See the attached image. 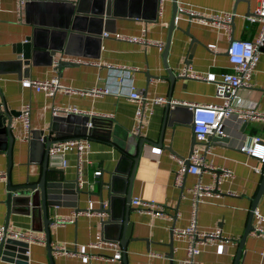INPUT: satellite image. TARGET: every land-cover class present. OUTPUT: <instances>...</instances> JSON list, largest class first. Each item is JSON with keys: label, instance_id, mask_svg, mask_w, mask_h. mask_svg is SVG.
<instances>
[{"label": "crops", "instance_id": "1", "mask_svg": "<svg viewBox=\"0 0 264 264\" xmlns=\"http://www.w3.org/2000/svg\"><path fill=\"white\" fill-rule=\"evenodd\" d=\"M259 1L239 0L234 3V0H175L176 6H186L195 10L228 11L233 12L234 16L232 26L229 24L228 30L195 22L188 25L185 19L174 18L165 59L161 57L163 48L158 51L155 45L118 40L112 36L114 33L139 36L144 27L148 39L161 41L164 46L173 1L163 0L162 12L159 16L155 13V20L142 18L143 15L138 18L117 19L113 31L102 33L98 59L71 55L98 64L71 63L68 60L69 56L64 55L62 60L68 64L61 67H54L53 63L50 66H30L25 72L28 75L19 78L15 73H5L6 69L1 62L12 57L14 44L32 34L33 25L26 21L24 7L23 5L19 7L17 0H0V108L3 105L8 110L21 111L29 104L31 129H46L53 116L65 115L54 114L53 107L68 106L87 112L84 115L111 120L113 133H134L132 128L136 105L127 97L129 83L145 96H164L166 99L169 96L170 100L180 103L176 105L178 108L175 112L170 113L169 121L164 125L162 123L165 104L155 105L153 114L141 127L140 136L152 142H157L161 131V146L143 144L135 166L131 197L155 200L164 206L166 215L158 217L149 213H139L130 204L132 209L130 221L133 223L131 238L137 239H129L126 244L127 264H169L167 255L170 235L172 264H180L184 258L185 243L171 234L172 228L185 227L190 218V198L184 193V189L195 182L212 183L210 173L196 175L182 172L179 185L174 184V175L179 167L177 159L187 158L190 142L193 140L191 127L187 121L188 110L184 105L216 104L221 101L215 95V83L230 67L225 53L228 40L232 38L254 42L259 31V23H250L245 16L253 11ZM42 11L39 10L36 14L40 20ZM147 12L148 9L145 14H148ZM44 13L43 20L45 17L47 19L45 10ZM104 33L110 35L104 36ZM75 43L77 48L78 42ZM83 46H85L83 43L80 44L78 49L82 51ZM87 48L91 50L92 44H88ZM58 58L59 55L53 61ZM185 60L188 64H185ZM184 65H188L194 71L207 72L211 81L177 76V71ZM108 66L115 69L121 66L138 69L127 74L111 70ZM167 71L178 78L170 83ZM54 76H58L61 84L68 89L56 92L53 97L36 92L22 82L24 78L45 79ZM248 83V87L238 88L237 95L245 106L264 112V52L258 51V59ZM105 87L113 92L109 94L98 92ZM107 114L109 116H103ZM223 129L225 135L221 138L224 139H213L214 136L209 138L210 153L206 155L205 160L215 168V171L221 167L229 168L233 176L217 184L219 192L217 196L206 198L196 207L197 225L205 229L217 227L222 237L220 240L199 246L200 251L194 257L198 264H232L263 169V163L240 152L238 146L243 136L248 134L258 135L264 142V120L236 122L228 119L224 121ZM13 134L15 141L12 148L11 181L13 184L22 182L28 168L30 181H36L41 174V165L31 163L27 166L29 144L28 140H21L22 123L19 118L15 121ZM122 155L123 152L113 140L90 136V150L85 155L86 160L82 162L81 179L84 182L82 187H79L78 182L75 186L72 184L78 180L76 147L65 145L63 160L66 161V165L61 166L60 172L47 171V179L67 180L65 195L76 196L75 188H79L81 192L77 194V206H72L75 204L74 200H62L60 206L49 210V218L53 222L48 227L50 244L64 242L73 252L112 255L109 249H91L87 244L109 240L105 239L109 230L102 224L107 214L99 212L100 202L105 204L104 208H108L111 187L118 190L125 184V172L129 170L130 164ZM7 161L6 153H0V171L6 172ZM253 167L260 170L255 171ZM96 171H100V175H95ZM228 191L234 194H228ZM121 196L119 194L117 199H121ZM5 198L6 179H2L0 226H5L8 216ZM256 210L264 215V191L257 201ZM73 213H77L74 222L54 224L55 217H67ZM8 227L19 231L31 229L36 234L45 235L44 229H41L42 220L33 219L31 215L10 213ZM28 245L27 264H50L46 242ZM263 248L262 237L247 234L241 249V264H264V256L260 255ZM15 259L12 262L0 260V264H17ZM121 259L53 256L54 264H122Z\"/></svg>", "mask_w": 264, "mask_h": 264}, {"label": "water", "instance_id": "2", "mask_svg": "<svg viewBox=\"0 0 264 264\" xmlns=\"http://www.w3.org/2000/svg\"><path fill=\"white\" fill-rule=\"evenodd\" d=\"M25 19L33 25L32 34L26 36L21 42H17L12 46V57L3 60L2 66L5 67V73H15L19 78L26 76L25 72L30 66H50L53 59L59 55L57 67L68 64L62 60L64 55H78L99 58L100 42L102 33L113 31L117 19L124 18H142L147 20H155L157 0H23ZM172 14L168 24V34L166 42L161 53L162 59H165L170 30L173 28L176 3L172 0ZM239 0H234L236 3ZM44 9L47 19L43 20ZM148 9V14H145ZM42 11L41 20L37 18V11ZM144 13V14H142ZM54 14V16H52ZM229 24L232 26V18ZM45 15V13H44ZM189 25V21H187ZM187 29V28H186ZM185 29V30H186ZM187 33V32H186ZM232 39V38H231ZM78 42L77 48L76 43ZM84 44L82 51L80 44ZM88 44H92L91 50ZM93 44L95 47H93ZM78 49V50H77ZM193 49V45H192ZM190 50V53L192 52ZM81 51V52H80ZM91 51V52H90ZM257 51L264 52V41L258 45ZM189 59V56L187 57ZM185 64H188L186 60ZM167 79L172 83L175 77L170 71H167ZM151 77V76H149ZM183 77V76H180ZM167 97V103L164 105L163 123L167 124L169 115L178 108L174 106L170 108ZM188 110V123L190 121L191 111ZM21 111L8 110L5 106L0 108V153L5 152L7 155L6 170V198L8 216L5 221V228L9 224V214L19 213L31 215L33 219L42 220V225L46 236V246L49 257V263L54 264L53 248L50 244L49 225L52 220L49 218V210L61 205L62 200H74L77 206V194L81 192L79 188H75L76 196L65 195L64 189L67 180L47 179V171L60 172L63 165V155L51 153L50 148L53 144L63 139L77 138L89 134L90 136H101L108 140H113L115 144L123 152L122 157L129 160V170L124 179L125 184L121 189L116 190L113 186L110 190L109 206L103 207L100 202L99 212L106 213V220L102 224L109 230L105 239L117 240L122 248V264H127L126 244L131 238L133 223L130 221L131 204V187L135 166L143 144L151 143L157 147L161 146L160 135L157 142L140 136L135 133L114 132L112 121L100 117H91L84 114L68 113L63 116H53L49 126L46 129H31L29 144L28 163H36L41 165V174L36 181H30L29 168L22 182L13 184L10 178L12 164V148L15 141L13 128L15 121L19 118ZM90 124L88 127L87 125ZM52 133H54L52 135ZM113 134V135H112ZM213 139L222 140L224 138L215 137ZM194 139L190 142L189 154L194 144ZM188 154V155H189ZM189 166L187 159L184 160V174ZM78 180L72 184H77ZM77 186V185H76ZM264 191V163L259 185L254 197L251 200L246 224L241 237L237 243V251L233 258L232 264H241V249L248 232L251 229L252 211L256 208L257 201ZM182 192V186H180ZM122 195L117 199L118 195ZM181 194V193H180ZM77 210H79L76 207ZM169 264H172V237L169 239ZM29 245L27 242L15 240L11 238H3L0 240V260L12 262L14 258L17 264H27V252Z\"/></svg>", "mask_w": 264, "mask_h": 264}, {"label": "built area", "instance_id": "3", "mask_svg": "<svg viewBox=\"0 0 264 264\" xmlns=\"http://www.w3.org/2000/svg\"><path fill=\"white\" fill-rule=\"evenodd\" d=\"M18 6H22L24 1L17 0ZM163 0H157L156 14L159 16L162 12ZM232 13L228 11H208V10H195L190 7L176 6L175 18H182L189 22H195L205 26H213L218 29L228 30L229 22ZM245 19L250 23H259V31L254 42L241 39H229L225 49L226 58L229 64V70L223 72L218 82H216L215 95L220 98V102L216 104H194L186 103V106L191 111L190 127L194 139V145L187 156L189 166L186 172L191 174L200 175L202 173H210L212 176L211 184H203L195 182L191 186L184 189V193L189 195L190 198V218L188 224L182 228H172L171 234L175 238L182 240L184 246V258L180 264H198L194 257L199 253V246L205 245L212 241L221 239V231L219 228L214 227L211 229L200 228L196 223V207L199 203L204 202L208 197L218 195L217 184L230 179L233 176L229 168L212 167L210 163L205 160L207 154L210 153L209 138L222 137L225 135L223 123L225 120L231 119L236 122L249 121V120H264V112L258 111L253 107H248L243 104L241 98L237 95L238 88L248 87L249 77L251 71L258 59L257 47L264 41V0H260L253 11L245 16ZM109 33H104V36H109ZM118 40H124L133 43H143L145 45H155L158 51L163 48V42L148 39L146 37V30L143 27L139 36H129L119 33L112 35ZM68 60L71 63H85V64H98L91 60H82L80 58L69 56ZM58 64L57 60L53 61L54 67ZM111 70H118L121 72L129 73L131 70H137V67H124L115 69L113 66H108ZM177 76H183L194 80L211 81L207 72H199L192 70L188 65L182 66L177 71ZM22 80V79H21ZM22 82L28 84L34 91L41 92L47 97H53L58 91H66L68 88L61 84L59 77L54 76L45 79H31L24 78ZM101 94H109L113 91L105 87L99 90ZM127 97L136 105L133 115V132L141 135V127L144 121H147L153 114L155 105H164L167 99L164 96L148 97L138 91L132 83L128 84ZM170 107L180 105L175 101H168ZM53 113H73L84 114L83 112L73 107H53ZM103 116H109L103 115ZM19 119L22 123L21 140H28L31 131L30 119V105L26 104L21 110ZM88 127L90 124L87 125ZM70 144L76 147L77 152V172L78 184L82 187L83 180L82 162L85 161V155L90 150V135L87 134L82 137L60 140L53 144L50 148L51 153L64 154L65 145ZM238 150L249 157L255 158L261 164L264 163V142L258 135H244ZM179 164L178 169L174 175V184L179 185L182 172H184V159H177ZM63 165L66 161L63 160ZM255 171L260 169L253 167ZM100 171H96L95 175H100ZM6 172L0 171V180L5 179ZM228 194H234L231 191ZM105 205V204H104ZM131 205L139 213H149L155 216H165L164 206L156 203L155 200H144L138 197L131 199ZM77 213H73L67 217H55L54 224H65L74 222ZM253 224L248 234L255 237H262L264 239V215L256 210L252 211ZM3 238H11L27 242L28 244H45L46 238L44 234H36L31 229L28 230H13L10 227L5 228L0 226V240ZM53 256H79L85 259H106V260H120L122 256V248L117 240H99L87 244L91 249H109L112 255H95L90 253H77L69 250L67 243L53 242ZM264 256V248L260 252Z\"/></svg>", "mask_w": 264, "mask_h": 264}]
</instances>
